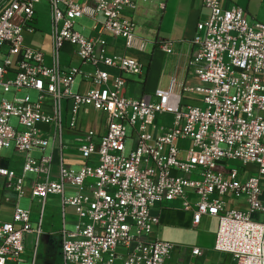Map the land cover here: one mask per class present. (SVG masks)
Here are the masks:
<instances>
[{
    "label": "built area",
    "instance_id": "1",
    "mask_svg": "<svg viewBox=\"0 0 264 264\" xmlns=\"http://www.w3.org/2000/svg\"><path fill=\"white\" fill-rule=\"evenodd\" d=\"M40 1L0 0V52H5L0 63V149L13 143L24 153L20 172L0 165V179L20 198L24 174L39 175L43 165L49 166V157L37 160L29 152L43 151L62 130L63 101L69 128H76L79 111L87 105L104 112L107 124L97 145L93 131L79 139L83 166L60 167L57 180L33 184L30 198L39 204L35 225L31 213L17 203L11 221H0V264L19 263L29 234L38 248L50 195H61L62 207L74 209L77 217L73 230L63 226L59 232L63 264H164L174 246L149 239L159 223L153 210L174 200L191 213L194 225L202 216L217 219L213 250L231 255L234 264H264V22L250 23L238 6L202 0L209 16L197 25L193 41L198 49L189 62L197 84L180 89L170 84L157 88L152 97L135 100L122 93L123 76L141 75V63L125 54L107 55L102 38L107 33L121 39L125 51L147 50L150 41L137 34L127 13L136 8L135 2L46 0L51 24L48 66L44 53L25 46L23 38V32L36 30L35 6ZM82 17L93 21L91 36L74 29ZM65 44L94 68L92 73L60 66ZM159 47L166 53L172 50L169 41L159 42ZM100 65L117 70L111 85ZM77 76L94 86L72 92ZM28 90L36 93L35 100L29 94L17 96ZM183 91L199 95L200 103L187 105ZM10 92L13 98L6 100ZM164 114L171 115L170 126H158L157 135L149 132ZM128 127L132 145L126 154ZM179 140L189 145L178 147ZM229 161L238 167L226 168ZM65 184L75 186L76 193L64 196ZM188 190L194 202L188 200ZM227 195L245 196L246 209L227 208ZM201 253L198 247L190 249L192 256Z\"/></svg>",
    "mask_w": 264,
    "mask_h": 264
},
{
    "label": "crops",
    "instance_id": "2",
    "mask_svg": "<svg viewBox=\"0 0 264 264\" xmlns=\"http://www.w3.org/2000/svg\"><path fill=\"white\" fill-rule=\"evenodd\" d=\"M133 1L136 4V8L132 11H127V13L137 25V34L150 41L147 50L143 53L132 50L125 51L121 39L113 38L107 33L102 36L107 42V55L125 54L136 59L142 65L141 75L123 76L126 83L122 93L128 98L141 100L147 96L152 97V93L157 88H166L170 84H173L176 89L197 84L189 67V62L198 49V46L193 41L197 32V25L206 21L209 16V10L203 6L202 0ZM220 4L222 7H230L232 5L240 7L250 23L264 22V0H220ZM92 25L89 28L88 36L92 35ZM199 35L203 37V32H199ZM161 41L171 42L172 50L170 53L164 52L159 47V42ZM44 57L47 65L45 54ZM59 61L62 68L77 67L88 73H92L94 70L91 65L83 64L74 54V48L68 44H65L61 49ZM50 65H52L51 55L48 66ZM99 68L109 73V83L111 85L118 74L117 70L104 65H100ZM93 86L94 84L91 82L77 76L71 86L73 89H70L74 93H83ZM182 95L187 105H198L200 103L201 97L199 95L188 94L184 91ZM67 106L65 102L64 110L62 108V130L55 134L50 145L43 151L32 150L29 152L37 160L43 156L50 158L49 166L45 167L43 165L42 172L39 175L33 172L24 174V194L22 197L29 199L27 202L28 208L25 210L31 213L32 225H35L39 213L38 202H34L35 200L31 201L30 198L33 184L37 180H57L60 167L77 170L83 166L85 161L78 153L79 139L85 132L93 131V142L97 145L100 136L106 128V114L93 110L90 105L80 109L76 128H69ZM166 116V114L157 116L155 119L157 126L155 128L149 126L148 131L157 135L160 131L159 127L168 128L170 125L165 126L164 124ZM169 118L172 120L171 115H169ZM39 128L44 132H51V128L45 125H39ZM9 149L11 150L10 155L1 156L2 151ZM23 161L24 153L15 149L13 143L0 149V165L13 168L19 173ZM88 162L94 163L95 158ZM29 174L31 175L29 176ZM76 191L77 188L75 186L65 184L63 194L64 196H69L75 194ZM82 191L87 193L89 189L85 188ZM22 197L16 198L15 192L10 188H6L3 180L0 179V221H11L14 204L17 203L20 206ZM5 198L8 200L5 201ZM187 198L191 202L195 201L193 194L189 190L187 191ZM66 210L69 212L68 217L71 224L74 225L77 221L76 212L70 207H62L61 195H50L46 198L41 239L52 236L54 241L56 239L59 240L61 228L63 226L66 227ZM153 213L159 215V223L153 226L149 239L169 242L174 246L164 264H234L231 255L213 250L218 224L215 217L202 216L200 222L194 225L191 213L182 209L180 200L164 203L154 209ZM32 238V234L26 237L25 249ZM193 247L200 248L202 251L201 255L192 256L190 249Z\"/></svg>",
    "mask_w": 264,
    "mask_h": 264
},
{
    "label": "rangeland",
    "instance_id": "3",
    "mask_svg": "<svg viewBox=\"0 0 264 264\" xmlns=\"http://www.w3.org/2000/svg\"><path fill=\"white\" fill-rule=\"evenodd\" d=\"M35 19H37V23L35 26L34 33H28L23 32V38H24V45L41 50L47 60V65L50 61V55H51V41H50V30H51V24H50V12H49V5L46 0H41L39 4L35 6ZM93 21H91L87 17H82L76 20L75 29L78 30L83 36L87 37L89 35V28L92 25ZM147 39V38H146ZM4 51L0 52V63L4 56ZM73 89V88H71ZM25 94H29L30 98L32 100L36 99V93L32 90H28L26 92H19L17 94L18 97H22ZM190 96V95H189ZM193 96V95H191ZM195 97V96H193ZM4 98L6 100H11L13 98V92L6 93L4 95ZM89 107V106H88ZM62 108L64 110L65 108V102L62 103ZM164 118V124L165 126H169L171 119L169 118V115ZM11 124H16V119H11ZM160 124V123H159ZM131 134V128H127V139L125 141L126 145V154H128L129 150L131 149L132 145V139L130 138ZM176 145L178 147H185L189 145L188 143L184 141H177ZM11 150H4L1 152V156H8L10 155ZM224 165L226 168L230 167H238V163L235 161H229L228 163L224 162ZM248 168L253 169V166H249ZM31 174H29L30 176ZM264 188V187H262ZM223 199L227 203V208L230 209H240L245 210V196H240L239 198H235L234 196L227 195L223 197ZM28 198L22 197L20 200V206L23 209L28 208ZM36 202V200L34 201ZM66 229L67 230H73L74 225L71 224L69 219V212L66 210ZM34 237L29 240L27 247L25 251L23 252L21 256V260L18 264H63L61 262V256H60V243L59 240L56 239L54 241V238L52 236L44 237V239L39 240L38 248L35 249L34 247ZM178 243V242H176Z\"/></svg>",
    "mask_w": 264,
    "mask_h": 264
}]
</instances>
